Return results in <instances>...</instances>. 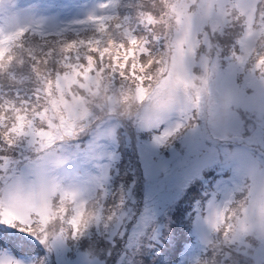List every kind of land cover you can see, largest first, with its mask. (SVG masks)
I'll return each instance as SVG.
<instances>
[{"label": "clouds", "instance_id": "clouds-1", "mask_svg": "<svg viewBox=\"0 0 264 264\" xmlns=\"http://www.w3.org/2000/svg\"><path fill=\"white\" fill-rule=\"evenodd\" d=\"M140 6L139 24L147 29L143 41L149 51L157 49L154 56L151 53L154 63L146 73L151 78L144 80L143 93L136 80L114 89L111 74L103 77L106 83L81 80L83 87L73 85L62 97L55 91L53 97L43 96L42 108L28 113L36 127H47L51 120L58 139L67 134L65 125L75 128L95 111L98 121L118 115L142 129L167 125L159 138L162 143L199 131L202 139L215 144L227 139L237 108L264 116V0H141ZM149 17L151 23L146 22ZM7 46L20 53L14 43ZM41 109L47 114L36 118L34 113ZM5 115L11 124L15 108L6 109ZM177 118L180 123L174 122ZM198 120L206 126L198 129ZM235 155L229 154L228 162ZM49 160L47 171L29 169L0 185V217L11 218L14 224L31 220L34 229L42 227L39 211L45 202L58 208L71 192L57 176L61 161L54 153ZM207 222L212 230L203 244L215 258L212 264H220L226 245L236 238L264 240V165L251 166L238 192L209 209ZM230 264H241V259L234 256Z\"/></svg>", "mask_w": 264, "mask_h": 264}, {"label": "trees", "instance_id": "trees-1", "mask_svg": "<svg viewBox=\"0 0 264 264\" xmlns=\"http://www.w3.org/2000/svg\"><path fill=\"white\" fill-rule=\"evenodd\" d=\"M140 5L141 0H118L117 13L113 19L103 23L107 25L105 33L97 31L100 25L93 27L91 24L80 31L48 36H40L25 29L22 38L24 47H19L18 42L14 43L20 53L17 54L12 50L0 56V63H7L13 54L16 55V62L11 63L9 71L0 73V103L12 100L27 108H42L44 96L42 90L45 84L44 79L35 69L38 68L42 75L52 80L66 71L63 66L65 54L61 51L66 43L75 41L78 45L79 61H77V53L73 52L70 53L72 63H86L87 55L96 54L89 53L88 47L80 44L82 40L95 42L99 39L102 43L96 46L100 48H117L121 42L127 46L126 36L129 32L143 40L147 35V29L139 24V13L142 11ZM118 24L122 27L118 28ZM29 52L37 60L46 59L47 63L39 64L29 56ZM150 52L154 56L157 49L150 48ZM148 58L147 56L143 58L145 63ZM97 63L98 67L105 68L109 61L100 63L98 59ZM108 74H111L110 70L105 69L102 78L97 80L93 76V79L97 83L105 82L103 77ZM110 83L114 89H123L129 81L119 74H111ZM83 119L97 122V127L100 126V129L109 121L116 120L120 123L117 131V150L120 157L110 170L109 184L99 188L97 194L87 202L81 221L87 220L89 226L82 234L73 235L77 226L73 224L75 200L70 196L62 199L58 208L51 205L46 214L39 215V223L42 225L40 228L46 229L48 236L43 241L31 238L32 246L27 255L36 256L33 264H59L55 243L57 248L63 246L68 249V261H82L87 264H180L185 255V247L193 238L195 241L193 235V231L195 232L197 228V220L193 219L194 214L197 215L195 206L204 205L208 201L217 178L214 181L208 180L210 182L206 184L205 175L202 174L200 178L185 182L175 200L162 209L164 215L159 210V214L153 219V225H146V234L134 235V231L138 227L145 226V223L139 220V215L142 210L144 212L146 204L147 189H144L146 185L144 183L160 179L163 181L169 170L175 166L174 154L184 153L195 132L167 141L160 147L159 153L151 157L153 164L149 165L144 155L145 144L150 142L154 135H159L163 126L157 130L147 131L131 119H123L118 115L98 121L95 111L90 112ZM200 121H196L198 129L201 127ZM73 137L67 133L52 144L62 146L67 142L66 140L72 142ZM41 144L37 138L26 136L18 139L13 146H9L0 137V180L8 179L17 165L22 167L25 163L32 162V157H36L37 160L43 154ZM43 144L45 148L52 147H47V143ZM151 170L160 172L152 177ZM211 178L213 179L214 176ZM208 187L212 189L207 191ZM68 205L71 207L69 208ZM201 213H204V208H201ZM118 222H122L120 227L117 226ZM49 226L51 231H48ZM214 259L206 252L196 264H212Z\"/></svg>", "mask_w": 264, "mask_h": 264}, {"label": "rangeland", "instance_id": "rangeland-1", "mask_svg": "<svg viewBox=\"0 0 264 264\" xmlns=\"http://www.w3.org/2000/svg\"><path fill=\"white\" fill-rule=\"evenodd\" d=\"M117 1L0 0V39L21 29H29L40 36H48L80 31L90 24L96 27L117 13ZM236 111L238 115L229 125L226 140H219L214 144L212 141L202 139L199 131L196 132L195 138L190 140L184 153L174 154L175 166L169 170V174L163 181L159 178L160 180L144 183L146 184L144 189H147L146 204L144 212L142 210L143 213L141 212L138 219L144 222L145 226L136 228L134 235L146 234V225H153V219L159 214V210L164 215L162 209L175 200L185 182L200 178L202 174L205 175L206 184L210 182L208 180L214 181L217 178L208 201L204 205L201 204L202 206L199 204L195 206L197 214L193 217L197 220V228L195 232L193 231L195 241L193 238L194 242L191 241L185 247V255L180 264H196L198 259L206 254L203 237L212 230L207 222L209 209L223 205L238 192L251 166L264 165V116L240 108ZM174 122L180 123L178 118ZM119 126L120 123L114 120L107 122L100 129V126L97 127V122L83 119L74 128L75 131L69 133L74 136L72 142L66 140L67 142L62 146L47 144V147L52 146L50 148H45L44 144H41L40 148L43 150L41 153L44 155L39 156L37 160H35L36 157H32V162L25 163L22 167L15 166L17 168L11 170L10 177L24 174L29 169L47 171L51 167L49 154L54 153L61 161L57 168L59 182L71 191L66 196L75 200L73 219L81 221L89 199L97 194L99 188L110 182V170L120 157L117 150ZM161 126H163L161 133L154 135V138L144 147L145 160L149 165L153 164L151 157L157 155L160 147L166 143L160 142L159 138L167 130V125ZM200 126L199 129L206 126L203 120L200 121ZM153 130L157 129L147 131ZM232 153L236 155L228 162L227 158ZM159 172L151 170L152 177ZM8 179L0 180V185L6 183ZM211 189L208 187L207 191ZM50 207L51 204L46 201L39 215L46 214ZM201 208H204V213H201ZM120 224L122 222H118L117 226L120 227ZM59 247L57 248L55 243L59 264H87L82 261H68V249ZM234 256L241 259V264H264V240L245 236L232 240L226 245V251L220 257V264L225 261L230 264ZM20 259L24 261V264H33L36 256L25 255Z\"/></svg>", "mask_w": 264, "mask_h": 264}, {"label": "snow or ice", "instance_id": "snow-or-ice-1", "mask_svg": "<svg viewBox=\"0 0 264 264\" xmlns=\"http://www.w3.org/2000/svg\"><path fill=\"white\" fill-rule=\"evenodd\" d=\"M103 7V6H102ZM108 19H113V17H108ZM146 22L151 23V18H147ZM118 28L122 25H117ZM107 25L101 23L97 31L99 33L106 32ZM25 35V30L21 29L16 33L10 34L3 39H0V56L3 53L12 51V48L5 45H11L18 42V46L23 48L22 38ZM127 37V46L123 42L120 43L117 48H100L96 45L102 43L99 39L95 42L92 40L80 41L88 47L89 53H95L96 55H87L86 63H72V56L70 53H77V61H79L78 45L75 41L66 43L63 45L61 51L65 54L64 58V71L59 74L55 80L47 78L46 75H42L39 69L36 68L38 75L44 79L45 87L42 90L45 97H53L54 91L63 96V92L71 90L73 85L79 84L81 87V80L93 79V76L99 80L102 78L105 69L110 70L112 75L119 74L120 77L130 81L136 80L138 90L143 93L144 87L143 82L151 77L147 76V70L152 66L154 60L151 59V52L146 47L143 40L135 37L130 32ZM29 56L37 60L35 56L29 52ZM149 57L145 63L143 58ZM98 57V58H97ZM100 63L108 60L109 63L105 65V68L98 67L97 60ZM16 62V55L13 54L9 58V62L0 63V73L8 72L11 68V63ZM22 62V61H21ZM39 64L47 63V60H37ZM264 63V59L261 60ZM63 82V83H62ZM39 98V97H38ZM53 107H56L58 102L52 100ZM61 103H66V101H61ZM15 108L16 116L11 124H7V116L5 115V110H12ZM31 108L23 109L15 105V102L4 104L0 103V137L9 145L13 146L18 139L24 138L26 136H32L39 140L40 143L51 144L55 141V128L56 125L52 123L51 120L47 121V127H36L34 120L28 115L31 112ZM47 114L46 109H41L35 112L36 118H42ZM65 130L70 133L74 130L73 127L65 125ZM0 264H24V261L20 257L25 256L30 251L32 246V239L43 241L47 238L48 232L46 229L38 228L34 229L31 220H26L23 223L14 224L11 218L0 217ZM73 224L76 225V229L73 231L74 236H79L84 232L89 223L87 220L80 221L75 220ZM228 229H225V235L228 233Z\"/></svg>", "mask_w": 264, "mask_h": 264}]
</instances>
